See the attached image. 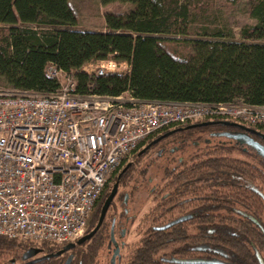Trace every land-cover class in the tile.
Returning <instances> with one entry per match:
<instances>
[{
  "label": "trees",
  "instance_id": "16d2710c",
  "mask_svg": "<svg viewBox=\"0 0 264 264\" xmlns=\"http://www.w3.org/2000/svg\"><path fill=\"white\" fill-rule=\"evenodd\" d=\"M238 1L227 0L233 6ZM115 2L128 4L129 8L106 11V29L96 31L77 28L79 17L70 0H0V88L53 92L59 87V81L47 72L48 65L52 64L73 75L82 93L120 95L130 88L136 97L149 100L210 104L242 100L264 106V0L248 1L247 12L255 22L240 29V39L225 23L223 8L216 5V0H101L102 4ZM101 57L131 61L130 74L99 75L84 70L85 65ZM225 121L249 124L264 134V124L213 116L173 124L153 133L139 144L129 159L140 162L147 153L158 152L161 144L185 134L193 137L196 131L219 129ZM203 122L212 123L198 125ZM194 124L197 126L192 127ZM156 147L158 149L152 151ZM236 148L223 143L207 144L200 155L215 153V165L222 173L244 172L239 161L226 159L234 156ZM247 154L258 155L249 150ZM128 157L110 174L89 216L86 234L96 227L114 184L130 186L136 167L126 165L131 162ZM246 175L253 182H257L258 177L260 188L264 190V169L261 171L248 163ZM126 193L118 197L123 216L126 215ZM153 193L155 191L150 190V194ZM116 198L109 209L118 210ZM160 203L158 194L151 210L141 216L149 227L146 232L141 230L140 239L130 245L124 264H201L164 260L171 252L164 253L163 231L156 228L161 220ZM114 215L115 211L108 217L105 231L101 229L87 241L88 250L82 264H93V259L105 246ZM232 233L241 240L246 230L245 227L235 228ZM251 240L259 251L264 250V236L261 244L255 237ZM233 245L237 246L235 240ZM31 246H41L48 252L61 248L48 242L0 235V264H13V260ZM175 246L173 253L177 250ZM216 246L226 248L228 243L217 241ZM246 256L249 262L256 260L253 252ZM50 261L38 264H51Z\"/></svg>",
  "mask_w": 264,
  "mask_h": 264
},
{
  "label": "built area",
  "instance_id": "2783aa9c",
  "mask_svg": "<svg viewBox=\"0 0 264 264\" xmlns=\"http://www.w3.org/2000/svg\"><path fill=\"white\" fill-rule=\"evenodd\" d=\"M131 61L99 58L84 70L131 72ZM49 93L0 88V235L63 247L87 230L109 176L150 135L173 124L228 116L264 124V106L82 93L50 64Z\"/></svg>",
  "mask_w": 264,
  "mask_h": 264
},
{
  "label": "flooded vegetation",
  "instance_id": "af4514ba",
  "mask_svg": "<svg viewBox=\"0 0 264 264\" xmlns=\"http://www.w3.org/2000/svg\"><path fill=\"white\" fill-rule=\"evenodd\" d=\"M222 124L219 126V129L208 130V132L200 130L197 131V134L195 132L194 134L198 135L197 137H202L204 133H209L211 136L227 137L230 140L228 144L236 146L237 148L235 150L242 153L241 155L231 157L239 161V163H243L242 167L245 169L244 172L222 173L215 165V156L200 155L202 153L201 150L207 144H211L209 143V139H203V137V140L198 142L191 140L192 134H185L184 137L181 136L179 139L170 140L158 147L157 155L160 158H164L165 161L161 182L152 190L155 191L153 193L154 197L159 194L161 200V220L156 228L163 231L164 253H172L164 257L165 261L176 262V259H215L228 264H262L259 258L260 255L264 263V250L259 251L257 244L251 240L255 237L259 244L263 241L264 190L260 188L258 177L256 178L257 182H253L246 175L248 163L262 171L264 169V157L259 155L253 147L242 144L226 135V133L247 132L245 129L235 124ZM243 126L260 132L249 124H243ZM247 133L264 144V138L258 134ZM171 142L173 143L172 145H170ZM203 143H205L204 146L201 145ZM220 143L226 144L227 142ZM188 149L193 150L188 152ZM248 150L250 152L254 151L258 155H249L247 154ZM177 153L180 155H174ZM140 162L131 160L129 165L132 166L133 164L135 167H138ZM227 185L230 186L227 187ZM134 190L132 189L131 191ZM118 191L116 195L120 196L122 192ZM127 194L125 198L126 207H124V213L126 215L123 216L124 214L122 212L119 214L115 213L108 231L109 236L106 239L105 245L107 251L111 253L109 264H111L117 245L120 249V254L116 256V264H124L127 253L125 251L129 249L132 243H136L140 239L141 230H145L144 232H146L149 227H146L147 222L143 223L140 218V222L134 229V232L139 233V239L137 241H128L133 231L134 219L136 216L138 217L139 213L136 214L134 212L133 215L129 214L130 209L127 205L129 194ZM152 205L147 209V212L151 210ZM108 212L100 228L92 237L82 243H78L77 241L72 248L59 256H52L44 260H51V264H66L67 261H69V264H82V261L85 259L84 254L88 250L87 241L92 239L101 229L103 231L106 230V226L108 225ZM123 220L131 224L130 228L122 223ZM241 227H245L246 235L240 240L239 237L234 236L236 233L232 232L233 229ZM112 230L114 231L115 241L113 240L111 242ZM234 240L237 246L233 245ZM217 241H224L228 243V246L226 248L217 247ZM174 244H176L175 247L177 250L173 253ZM31 247L40 248L42 251L28 259H23V253L20 258L13 260V264H38L44 260L32 261L44 255L56 253L62 249L61 247L55 252H48L40 246ZM252 252L256 260L249 262L247 259L248 256L246 255H251ZM99 254L93 259V264L97 263L96 260ZM181 254L182 257L179 256Z\"/></svg>",
  "mask_w": 264,
  "mask_h": 264
},
{
  "label": "rangeland",
  "instance_id": "374dc122",
  "mask_svg": "<svg viewBox=\"0 0 264 264\" xmlns=\"http://www.w3.org/2000/svg\"><path fill=\"white\" fill-rule=\"evenodd\" d=\"M248 1L249 0H239L238 4L233 6L232 4L227 2V0H216V5L223 8L222 13H223V17L225 18V23H227V25H229L232 28V30L236 33L237 39H240L239 33L242 27H244L246 24H251L255 22V20L252 19L247 12ZM70 3L79 17V24L77 25V28L96 30V31H105L106 11L126 10L129 8L128 4H121L118 2L102 4L101 0H70ZM195 134H197V131L195 132ZM195 134L193 135L194 137H192L191 140L197 138L198 135ZM202 137L203 139L204 138L209 139L210 140L209 143L213 145L215 143H220V142H225V143L227 142L226 144L229 145L228 142L230 141L227 137L211 136V134L209 133H204ZM172 144L173 143L171 142L170 145ZM201 145L204 146L205 143ZM156 149L158 148L156 147L152 151ZM192 150L193 149H188V152ZM241 154L242 153L238 151H235L233 153V155H241ZM174 155L178 156L180 154L177 153ZM214 155L215 153H211L209 156H214ZM131 157L132 155L128 157V159ZM226 159L234 160L231 156ZM164 161L165 159L160 158L157 155L156 151L153 153L149 152V154L144 156L138 167H136V169L134 170V174H132L134 177L131 180L130 186L124 187L123 184L118 186V190H119L118 192H122V193L129 192L128 194H130L131 190L135 189L132 195L129 196L127 205L130 209L129 212L130 215H133L134 212H137L136 214L138 213L139 214L138 217L136 216L137 219L136 218L134 219L135 220L134 225L132 224L133 231L131 232V237L128 241H137L140 237L139 233L134 232V229L136 225L140 222L141 216L145 212H147V209L150 207V205L154 203V195L150 194V190L152 191V189H155L158 186V184L161 182ZM239 164L242 165L243 163L240 162ZM126 165L129 164L126 163ZM118 197L119 195H117V198L114 197L116 198L115 201L118 202V210H115L113 208L109 209L108 217L114 211L116 214H119L122 211V207L121 205H119ZM122 223L127 225L129 228L131 226V224L127 223L125 220H123ZM125 252H128V250ZM99 253L100 254L96 260L97 261L96 264H109L111 253L107 251L106 245L104 246L103 250H101Z\"/></svg>",
  "mask_w": 264,
  "mask_h": 264
},
{
  "label": "water",
  "instance_id": "95a60500",
  "mask_svg": "<svg viewBox=\"0 0 264 264\" xmlns=\"http://www.w3.org/2000/svg\"><path fill=\"white\" fill-rule=\"evenodd\" d=\"M209 123H212V122H203V123H200L198 125H207ZM225 124H235L239 127H241L242 129H245L247 132H250V133H256L258 134L260 137L264 138V134L261 133V132H258L256 130H253V129H250L246 126H243L241 124H237V123H230V122H223ZM192 127L193 126H197V124H194V125H191ZM247 132H238V133H226L227 136L233 138V139H236L237 141H239L240 143L242 144H247L251 147H253L259 155L263 156L264 157V144L259 142L258 140H256L253 136H251L249 133ZM157 141V140H156ZM117 191H118V182H116L114 184V187L110 193V195L107 197V199L105 200L104 202V205L102 207V211H101V215H100V218H99V221L96 225V227L88 234L82 236L79 240H78V243H82L84 242L86 239L92 237L95 232L100 228L101 224L103 223L104 219H105V216L108 212V209L114 199V197L116 196L117 194ZM112 240L111 242L114 240L115 241V236H114V231L112 230V236H111ZM75 244L74 243H69L67 245H65L61 250H59L58 252L56 253H51V254H47V255H44L32 262H37V261H41V260H44V259H49L50 257L52 256H59L60 254H62L63 252L69 250L70 248H72ZM42 249L40 248H35V247H31L29 248L27 251L24 252L23 254V259H28L34 255H36L37 253L41 252ZM120 249L118 247V245L116 246V249L114 250V254H113V257H112V260H111V264H116V256L119 255L120 253ZM259 258H260V261L262 264L263 263V260L261 258V256L259 255ZM176 262L178 263H201V264H228V263H225L221 260H204V259H195V260H179V259H176L175 260ZM66 264H69V261H67Z\"/></svg>",
  "mask_w": 264,
  "mask_h": 264
},
{
  "label": "bare ground",
  "instance_id": "6f19581e",
  "mask_svg": "<svg viewBox=\"0 0 264 264\" xmlns=\"http://www.w3.org/2000/svg\"><path fill=\"white\" fill-rule=\"evenodd\" d=\"M83 236H84V235H83ZM14 239H16V238H14ZM18 240H23V239H18ZM78 240H79V239H78ZM66 245H67V244H66ZM63 247H64V246H63ZM63 247H62V248H63Z\"/></svg>",
  "mask_w": 264,
  "mask_h": 264
}]
</instances>
